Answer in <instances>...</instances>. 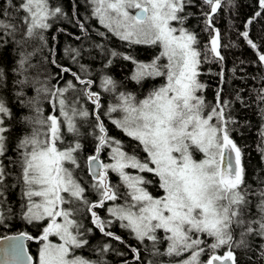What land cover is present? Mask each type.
I'll use <instances>...</instances> for the list:
<instances>
[{
    "label": "snow or ice",
    "instance_id": "obj_1",
    "mask_svg": "<svg viewBox=\"0 0 264 264\" xmlns=\"http://www.w3.org/2000/svg\"><path fill=\"white\" fill-rule=\"evenodd\" d=\"M229 5L234 0H0V53L12 56L11 64L0 59V230L16 221L38 228L36 236L25 230L5 235L9 243L0 250V264H108L109 253L129 264V249L134 264H264V174L248 181L233 138L239 122L231 109L248 103L240 90L233 99L224 97L229 79L223 67L215 73L212 102L200 79L211 74L204 65L225 60L220 49L228 45L221 42L216 17L225 8L231 13ZM252 7L244 29L264 21V0H252ZM81 8L85 21L101 26L96 35L102 40L111 34L130 47L158 49L145 63L96 43L105 68L113 65L109 57H119L134 65L129 79L141 89L146 81L161 82L146 92L121 91L125 85L105 74L98 78L100 91L96 80L84 78L83 63L79 72L58 63L47 34L67 20L83 34L75 40L90 38L93 25L79 18ZM192 19L195 27L188 26ZM200 24L209 38L202 47ZM238 35L261 69L253 77L260 87L250 98L260 117L257 150L264 160V24L256 37L249 30ZM85 51L65 49L74 63ZM104 93L112 103L105 104ZM105 121L132 143L126 148L110 135ZM114 223L135 239V247H93L97 231L126 243L111 231ZM26 241L38 245L35 257Z\"/></svg>",
    "mask_w": 264,
    "mask_h": 264
},
{
    "label": "trees",
    "instance_id": "obj_2",
    "mask_svg": "<svg viewBox=\"0 0 264 264\" xmlns=\"http://www.w3.org/2000/svg\"><path fill=\"white\" fill-rule=\"evenodd\" d=\"M234 3V7L229 5V7H231V13H229L228 8H225V10L216 17V27L221 32V42L223 45H228L227 47H222L220 49L222 55L225 57V60L220 65H204L203 70L208 72V70L211 69V74L202 75L200 79L208 85L205 95L207 101L212 102L219 80V77L215 75V73L223 67L229 79V83L224 86V97L226 99H233L235 92L240 90L241 96L245 101H247V107L240 103H235L231 109L232 116L239 122L237 131L233 133V138L243 151L242 163L246 169V178L249 182H254L257 181L262 174H264V160L261 159L260 153L257 150V128L260 123V117L258 115L257 105L252 103L250 98V94H254V90L260 87L261 82L258 79H253V77L259 76L261 74V69L258 64L255 63L257 60L255 51L247 45V42L244 41L238 33L241 30H249L251 36L256 37L261 31V26L264 24V21L255 23L250 29H244L243 25L245 20L249 18L255 10L252 7V0H234ZM68 8L70 11L71 6L69 5ZM191 11L198 13L199 10L198 8H192ZM205 11H207V9H205ZM87 15L88 13L81 8L79 18L85 23L93 25L90 38L84 37L82 40H75L73 38L74 36H83V34L77 26L69 23L67 20L57 21L52 30L47 34L54 52L53 58L56 59L58 63L70 66L72 71L75 72L80 71V64L83 63L88 69V75L84 78H92L96 80L94 87L100 91L103 90L99 88L98 78L105 74L111 75L115 80L122 82V84L125 85V87L120 89L121 91H135L137 93L142 91L146 92L152 84H158L161 82L159 80L146 81L144 89H141L139 85L129 79L130 75L134 71V65L131 61H126L119 57H109L113 59V65L110 69L105 68L104 65L106 60L104 59V55L101 50L94 47L96 43H104L112 50H116L124 54H130L138 61L145 63L152 60V58L157 54L158 49L146 45H134L130 47L126 42L119 41L116 37L111 36V34H108L110 39L102 40L101 37L96 35V28H100L101 26H99L94 19L85 21L84 17ZM196 23V19H192L189 21L188 26L195 27ZM201 28H203V24H200L196 30L197 32H200L199 39L202 42V47L203 43L209 41V38L207 33L200 31ZM61 29L64 31H61ZM101 30L103 31L102 28ZM66 33H70L72 35H67ZM52 37H55V40L51 39ZM256 42L260 43L259 39H257ZM69 47L83 48L86 50L83 56L79 58V63H74L72 58L65 53V49ZM0 59L8 64H11V53L8 51L0 53ZM241 61H245V63H241ZM234 68L236 69L235 73L232 71ZM50 71L55 73V68L53 67ZM81 75H83V73H81ZM68 78H71L70 74ZM102 100L105 104L112 103L113 97L108 93H104ZM13 110L20 111L15 107V104H13ZM24 114L25 112H21V115ZM105 122L108 126L110 135L120 139L126 148L132 143L130 138L126 137L118 129L112 126L110 122ZM19 131L20 129L17 128L14 135L19 133ZM141 155H143V153H141ZM129 172L133 175L137 174L136 170L129 169ZM117 179L118 178L115 174L111 175V180L113 182L117 181ZM150 190L158 195L155 188L150 187ZM18 198L19 193L17 190L11 197L14 206L16 205ZM109 206H111V202H109ZM85 223H87L86 220ZM21 230L28 231L33 236L38 234L37 227L25 228L19 223V221H16L14 222L13 227L0 230V237L12 233H18ZM111 231L120 235L126 243L121 245L116 241L103 237L102 234L97 231L91 236L93 247L102 245L105 242L111 243L118 251L128 249L129 245L132 247L136 246L137 242L135 239H133L126 230L121 229L118 226V223H114ZM28 248L33 253H37L38 251V245L35 242H28ZM84 255L92 256L93 253L90 250H84ZM127 258L129 260V264H134L130 249L128 250ZM105 259L108 261V264H122V258L114 253H109ZM146 259L153 258L146 255Z\"/></svg>",
    "mask_w": 264,
    "mask_h": 264
},
{
    "label": "water",
    "instance_id": "obj_3",
    "mask_svg": "<svg viewBox=\"0 0 264 264\" xmlns=\"http://www.w3.org/2000/svg\"><path fill=\"white\" fill-rule=\"evenodd\" d=\"M15 234H17V233H12V234H8V235H15ZM3 237H4V236L0 237V250L6 248L7 245H8V243H9L8 241L4 240ZM25 244H26V246H27V248H28V241H26ZM28 251H29V248H28ZM29 255H32V254L30 253V251H29ZM32 256H33V255H32ZM4 258H5V257H4V255H3V252L0 251V262H2V261L4 260Z\"/></svg>",
    "mask_w": 264,
    "mask_h": 264
},
{
    "label": "rangeland",
    "instance_id": "obj_4",
    "mask_svg": "<svg viewBox=\"0 0 264 264\" xmlns=\"http://www.w3.org/2000/svg\"><path fill=\"white\" fill-rule=\"evenodd\" d=\"M197 158H200V154H197ZM127 171H129V169ZM51 239L53 240V242H57V238L56 237H52Z\"/></svg>",
    "mask_w": 264,
    "mask_h": 264
},
{
    "label": "flooded vegetation",
    "instance_id": "obj_5",
    "mask_svg": "<svg viewBox=\"0 0 264 264\" xmlns=\"http://www.w3.org/2000/svg\"><path fill=\"white\" fill-rule=\"evenodd\" d=\"M29 251H30V249H29ZM30 253L33 255V257H35L36 254H37V253H33V252H31V251H30Z\"/></svg>",
    "mask_w": 264,
    "mask_h": 264
}]
</instances>
